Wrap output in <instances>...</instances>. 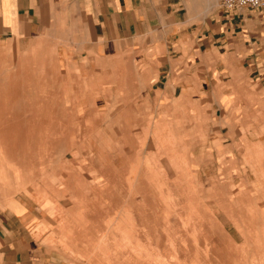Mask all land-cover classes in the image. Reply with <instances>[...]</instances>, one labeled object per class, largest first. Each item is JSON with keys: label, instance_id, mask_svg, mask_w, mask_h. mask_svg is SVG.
<instances>
[{"label": "crops", "instance_id": "0c3cea01", "mask_svg": "<svg viewBox=\"0 0 264 264\" xmlns=\"http://www.w3.org/2000/svg\"><path fill=\"white\" fill-rule=\"evenodd\" d=\"M208 1L0 0V264H84L69 226L114 252L108 226L84 223L93 171L61 155L68 115L209 116L212 145L241 156L244 116L264 115V7L213 16ZM260 123L251 122L257 145ZM40 145L72 169L40 166L37 180Z\"/></svg>", "mask_w": 264, "mask_h": 264}, {"label": "rangeland", "instance_id": "374dc122", "mask_svg": "<svg viewBox=\"0 0 264 264\" xmlns=\"http://www.w3.org/2000/svg\"><path fill=\"white\" fill-rule=\"evenodd\" d=\"M214 8L217 16L220 0L211 3ZM137 112L116 121L103 113L68 115L71 139L61 155L73 156L76 165L75 159L84 157L78 169L93 171L96 178L84 177V214H89L84 223L97 220L115 238L110 257L93 234L81 236L69 226L68 246L84 256V264H264V115L244 116L241 156L227 158L222 146L211 143L209 116ZM256 119L260 145L252 140ZM36 149L37 180L43 178L40 166L67 164L71 170L74 165L50 162L54 157L44 145ZM66 196L74 203L75 192ZM75 213L69 216L74 219Z\"/></svg>", "mask_w": 264, "mask_h": 264}, {"label": "built area", "instance_id": "2783aa9c", "mask_svg": "<svg viewBox=\"0 0 264 264\" xmlns=\"http://www.w3.org/2000/svg\"><path fill=\"white\" fill-rule=\"evenodd\" d=\"M222 7L227 9H236L243 7L262 8L264 0H220Z\"/></svg>", "mask_w": 264, "mask_h": 264}, {"label": "bare ground", "instance_id": "6f19581e", "mask_svg": "<svg viewBox=\"0 0 264 264\" xmlns=\"http://www.w3.org/2000/svg\"><path fill=\"white\" fill-rule=\"evenodd\" d=\"M209 1H210V3H213V4H214L215 2H217V0H209ZM209 1H208V2H209ZM190 4H191V3H190ZM189 7H190V9H191L192 6H189Z\"/></svg>", "mask_w": 264, "mask_h": 264}]
</instances>
